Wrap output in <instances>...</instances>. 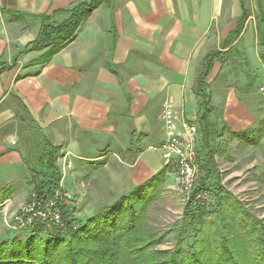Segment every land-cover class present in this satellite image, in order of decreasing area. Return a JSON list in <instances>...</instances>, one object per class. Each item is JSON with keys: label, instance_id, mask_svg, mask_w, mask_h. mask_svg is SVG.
<instances>
[{"label": "crops", "instance_id": "1", "mask_svg": "<svg viewBox=\"0 0 264 264\" xmlns=\"http://www.w3.org/2000/svg\"><path fill=\"white\" fill-rule=\"evenodd\" d=\"M89 1L0 0V190L9 194L0 201L4 211L21 210L46 171L33 144L53 147L59 185L85 189L91 215L162 171L165 180L175 177L174 167L150 147L168 137L162 112L171 102L180 122L197 126L201 150L198 84L210 55L215 60L205 93L212 122L238 142L259 131L254 109L264 118L258 93L264 83V2L108 0L47 61L51 48H34L43 28L66 22L65 11ZM100 174L116 179L99 184ZM99 188L104 195L90 193ZM116 192V199L109 197Z\"/></svg>", "mask_w": 264, "mask_h": 264}, {"label": "trees", "instance_id": "2", "mask_svg": "<svg viewBox=\"0 0 264 264\" xmlns=\"http://www.w3.org/2000/svg\"><path fill=\"white\" fill-rule=\"evenodd\" d=\"M106 1L90 0L72 11H65L69 13V19L62 24L43 28L34 48H51L45 58L48 61L75 39L81 24ZM262 44L264 47V34ZM214 58V55L207 57L205 72L198 84V96L202 100L198 113L202 134L200 163L204 175L197 191L207 190L213 194V207L217 203L215 214L221 224L218 226L214 221L208 222L203 208L187 206L178 241L190 228L195 229L198 238L193 244L194 252H187L181 245L180 251L172 253L167 262L159 263L158 260L165 253L153 251L157 232L150 225L147 212L160 196V187L165 180V171H162L147 183L122 195L109 207L99 208L88 218H76V209L71 207L65 213V218H71L66 233L56 229L46 232L42 226H37L27 229L31 233L29 238L18 237L0 242V264H169L170 257L173 259L170 264H258L254 259L259 257L264 264V227L260 231L253 228L242 202L224 192L222 177L216 168L214 143L224 137L225 130L220 131L212 122L214 109L209 95L205 93V81ZM261 59L264 64V52ZM245 140L249 142L248 138H243V142ZM51 149L53 147L47 143L44 150L41 144L39 148L36 144L32 147L31 152L42 155L38 159L40 165L47 167L45 172L39 174L40 183L32 190V195L53 196L54 190L59 189L58 155ZM45 236L51 239L45 241ZM261 245L262 250H259Z\"/></svg>", "mask_w": 264, "mask_h": 264}, {"label": "rangeland", "instance_id": "3", "mask_svg": "<svg viewBox=\"0 0 264 264\" xmlns=\"http://www.w3.org/2000/svg\"><path fill=\"white\" fill-rule=\"evenodd\" d=\"M260 1L261 3L264 2L263 0ZM220 114L221 113H218L216 120H219ZM254 118L257 120L256 122L261 125L258 127V132H253L252 130L251 135L253 137H248L249 142L246 140L244 142H238V136L230 133L229 130L225 129L223 126H218L220 131L225 130V135L214 143V147L217 152L215 156L216 168L222 177L224 192L228 195H233L242 202L244 205L243 210L247 214L248 220L250 221L249 223L253 228L260 231L262 226L264 227V118L260 111L256 109H254ZM239 138L241 137L239 136ZM101 175L102 174L97 176L99 184H101V180L105 181L109 179L112 181L113 178L116 179L113 174H105L104 179H102ZM174 178V176L167 175L165 183L160 187L161 193L158 200L147 212L149 223L157 232V242L153 251L165 253V256L158 260L159 263L167 262L168 257L172 253L176 254L178 250L180 251L179 246L181 245V248L185 249L187 252H194L193 244L198 238L195 229L190 228L186 234L182 235V240L178 241V235L182 232L184 213L189 203L188 199L179 193ZM202 179L203 175L201 174L199 183ZM59 189L72 195V201H74V207L76 209L74 212L76 218H88L91 212L90 209L94 207H91V202H86L84 197L85 189L74 190L68 185L66 188L59 185ZM90 193H94L97 196L99 194L104 195L105 191L99 188L98 190L90 191ZM8 195V191L0 190V201H3ZM30 195L32 194L30 193ZM211 195V207L209 209H203L207 214V221H214L219 226L221 223L215 214L217 203L213 207L215 201L212 193ZM110 196L116 199L119 193L116 192L115 197L114 195H109V197ZM29 199L24 205L29 202ZM105 207L109 206L105 205L104 208ZM4 209L5 207L0 208V242H6L18 237L29 238L31 233L28 230L17 229L14 223V217L20 211L19 206H16V208L12 210L9 208L7 211H4ZM2 210L4 212H2ZM101 211H103V209H101ZM52 238L55 237L53 236ZM43 239L47 241L51 238L45 236ZM258 249L262 250V245L261 247L259 246ZM177 259L180 261V258ZM172 260L173 259L170 257L169 264ZM254 261L258 264H263L260 257L254 259Z\"/></svg>", "mask_w": 264, "mask_h": 264}, {"label": "built area", "instance_id": "4", "mask_svg": "<svg viewBox=\"0 0 264 264\" xmlns=\"http://www.w3.org/2000/svg\"><path fill=\"white\" fill-rule=\"evenodd\" d=\"M258 93L264 105V83L259 86ZM162 120L168 137L160 144L151 146L150 150L159 151L167 165L174 167L178 191L188 199V203L195 209H209L212 205L211 193L196 190L201 179L197 126L180 122L179 112L171 102L164 104ZM72 200V195L61 189L54 190L53 196L33 194L31 200L15 215L16 228L27 230L42 226L46 232L56 229L66 233L71 218H65V213L72 205L74 207Z\"/></svg>", "mask_w": 264, "mask_h": 264}]
</instances>
